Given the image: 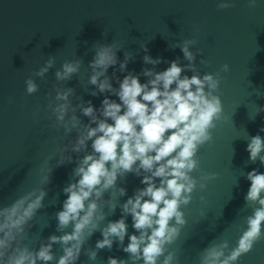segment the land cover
Masks as SVG:
<instances>
[{"label": "water", "instance_id": "95a60500", "mask_svg": "<svg viewBox=\"0 0 264 264\" xmlns=\"http://www.w3.org/2000/svg\"><path fill=\"white\" fill-rule=\"evenodd\" d=\"M222 2L232 6L220 11L217 5ZM192 37L197 38L193 49L200 50L194 63L201 74L222 77L216 95L223 117L211 132L212 140L198 151V168L192 173L197 188L191 203L181 209L186 225L170 250L176 252L179 264H199L200 253L209 244L226 240L234 247L251 213L244 200L250 183L246 173L259 167V161H249L247 138L264 126V112L255 114L256 107L264 105V0L252 8L247 0H0V206L40 187L44 160L69 138L62 126H53L54 117L47 108L51 97L46 93L51 91L54 97V85L71 87L74 103L83 98L99 107L104 94L93 96L95 86L87 84L96 44L118 43L120 59L125 52L133 53L126 72H117L122 78L127 71L139 73L143 67H152L143 62L140 42L147 44L150 55L163 58L159 70L168 66L164 61L177 57L182 64L188 63L174 45ZM49 55L55 57L54 67L45 77H35L37 92L26 93V78ZM201 57L205 63H200ZM78 58L83 61L79 72L70 80L57 81L55 70L65 60ZM224 65L227 73L220 72ZM113 67L107 72L110 77ZM145 79L141 76V81ZM83 120L86 123L88 118ZM75 156L72 162L53 167L44 207L38 210L25 240L30 246L38 247L41 238L60 234L55 213L62 207V189L72 178ZM54 164L55 158L50 161ZM117 183L127 188L128 195L143 186L131 173ZM200 183L205 184L203 190ZM125 199L120 197V204ZM120 215L118 205L102 223ZM128 223L131 233L130 215ZM100 236L96 231L85 247H93ZM53 251L59 256L60 245H54ZM109 255L128 256L114 242L111 249L98 252L94 264H104ZM86 260L82 253L80 261ZM238 264H264V238Z\"/></svg>", "mask_w": 264, "mask_h": 264}, {"label": "clouds", "instance_id": "9594fccd", "mask_svg": "<svg viewBox=\"0 0 264 264\" xmlns=\"http://www.w3.org/2000/svg\"><path fill=\"white\" fill-rule=\"evenodd\" d=\"M257 3L258 0H247L250 8ZM231 6L222 2L217 8L223 11ZM196 42V37L175 42L174 47L180 48L188 63L182 64L177 57L164 61L168 66L159 70L157 66L163 58L150 55L147 44L140 42L143 62L152 67H143L139 73L127 71L122 78L117 72H126L133 53L125 52L120 59L118 43H98L89 62L87 84L95 86L93 96L104 94L99 107L83 98L74 103L70 98L74 93L71 87L54 85L55 96L52 97L51 91L46 93L51 97L47 108L54 117L53 126H62L69 138L56 154L44 160L40 187L0 206V264H77L82 253L87 260L80 264H94L98 252L111 249L114 242L128 256L109 255L104 264H179L176 252L170 249L186 225L181 209L191 203L197 188V180L192 176L198 168L196 157L199 149L212 140L211 132L223 117V106L216 95L222 77L219 73L201 74L194 63L200 52L192 47ZM82 63L81 58L65 60L55 70L56 80H70ZM200 63H205L203 57ZM54 65L55 57L49 55L26 78V93L37 92L39 84L35 77H45ZM111 66L116 67L110 77L107 72ZM228 70L224 65L220 72ZM141 76L146 79L141 81ZM256 108L255 114L264 112V105ZM83 117L88 118L86 123ZM261 133L264 126L247 138L245 148L250 162L259 161V167L246 173L250 183L244 200L251 208L246 226L234 247H229L226 240L205 247L199 264H238L241 256L264 238V171L260 170L264 168V135ZM74 153L76 165L72 178L62 189L65 198L55 213L56 231L60 234L52 233L41 238L38 247L30 246L25 240L38 210L44 207L53 167L72 162ZM53 158L55 164L50 165ZM129 173L140 178L143 185L131 195L125 186L117 183ZM199 187L203 190L205 184L200 183ZM124 196L127 199L120 204L119 198ZM118 205L119 218L102 223ZM129 215L134 229L131 233ZM204 215L202 212L201 216ZM96 231L100 232V238L93 247H85ZM56 244L61 248L59 256L53 251Z\"/></svg>", "mask_w": 264, "mask_h": 264}]
</instances>
